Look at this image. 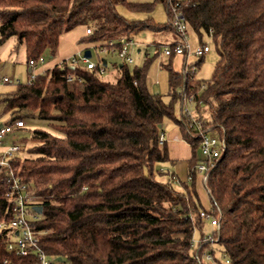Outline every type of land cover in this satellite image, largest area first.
<instances>
[{
	"label": "trees",
	"instance_id": "1",
	"mask_svg": "<svg viewBox=\"0 0 264 264\" xmlns=\"http://www.w3.org/2000/svg\"><path fill=\"white\" fill-rule=\"evenodd\" d=\"M176 2L200 44L210 38L217 60L209 79L198 80L183 73L184 65L175 71L173 56L167 57L166 102L147 87L148 55L131 67L115 64L114 81L63 62L0 93V118L8 116L0 124L37 118L54 132L34 129L25 137L27 127L21 128L15 142L33 145L28 157L19 154L10 166L40 198L34 228L44 232L41 249L59 264H198L190 242L204 226L194 171L200 153L185 129L182 90L193 97L195 117L225 142L206 183L223 216L219 249L229 264H264V0H0V46L14 39L28 66L44 54L55 57L60 35L78 26L93 31L84 42L143 32L175 36L167 21L156 23L150 14L161 4L168 18ZM118 7L146 16L128 19ZM145 47L139 43L138 52ZM69 74L82 82L67 84ZM166 121L179 127L192 152L187 166L193 179L181 181L180 190L172 169L157 170L174 165L165 142L159 144ZM8 217L0 181V221ZM7 239L0 230V264H39L34 255L8 253Z\"/></svg>",
	"mask_w": 264,
	"mask_h": 264
},
{
	"label": "built area",
	"instance_id": "2",
	"mask_svg": "<svg viewBox=\"0 0 264 264\" xmlns=\"http://www.w3.org/2000/svg\"><path fill=\"white\" fill-rule=\"evenodd\" d=\"M168 13L167 22L176 33L177 41L173 45V41L162 45L160 48L161 55L164 57H182L183 73L193 74L197 69L195 62L188 63L187 57L191 56L197 60L207 54L210 51V38L190 48L186 40L188 25L179 10V3L170 4ZM92 33L93 31L90 28H85V36ZM138 45L139 43L134 38L127 37L87 42L84 51L69 57L64 62L73 69L85 67L89 71L97 70L98 75L102 76L109 69L108 59L105 56L116 57L119 63L132 66L134 64L133 52L139 50ZM93 50L97 53L96 60L92 59ZM86 51L90 53L89 58L84 56ZM44 63L45 58L43 56L39 57L37 61L30 60L28 62V69L31 74L26 80L27 83H30L36 75L33 70ZM115 64L113 63L112 66L114 67ZM11 82L15 85L21 83L19 79L12 81L10 77H0V84ZM66 82L70 85L74 82L81 83L82 80L74 74H69ZM182 92L181 115L185 117V129L190 139L197 140L200 153V160L194 166L195 175L199 177L209 197V206L199 212V218L204 226L201 229L194 230L190 242L193 258L198 264H218L216 258L219 259L221 264H229L226 255L219 249L220 226L223 216L220 209L210 198L206 186L211 166L225 151V142L223 138H220L216 132L211 130L210 126H206L201 119L195 117L193 110L186 106L192 103L193 97H186L183 90ZM24 127L25 122L22 119L0 126V181L5 187V198L9 208V217L7 220L0 221V230L7 231L6 250L8 253L18 257L34 255L38 258L39 264H59L61 262L58 261V258L47 256L41 249L40 237L44 232L34 228V224L39 221V214L34 210V207L39 206L40 198L36 197L27 184L23 183L21 178L14 174L10 166L11 160L18 157L23 148L15 141L20 136L19 130ZM164 142V135L161 134L159 144L162 145ZM160 171H165V169ZM192 179V173H188L186 181L191 182ZM171 180L173 183L179 182L175 176H171Z\"/></svg>",
	"mask_w": 264,
	"mask_h": 264
},
{
	"label": "rangeland",
	"instance_id": "3",
	"mask_svg": "<svg viewBox=\"0 0 264 264\" xmlns=\"http://www.w3.org/2000/svg\"><path fill=\"white\" fill-rule=\"evenodd\" d=\"M145 1L152 2L153 0H145ZM118 11L128 19H143L146 16L145 14L130 13L122 7H118ZM150 16L153 18V20L156 23H164L167 21V14L161 4H157L155 6ZM72 30L69 31V34H67L65 39H61L59 52H61L62 55H71L73 54L75 48L76 49L78 48L77 46L78 40L76 39L83 36L82 34H84L85 27L78 26ZM70 37H71L70 40H66L69 39ZM171 38H173V32H168V31L158 32V33L143 32L134 38L143 47L146 46L144 50L142 49L141 53L139 54L133 52L134 61L137 64H141L144 61L145 55L149 56L151 60L147 65V71H146L147 87L150 91H154V89L156 88L157 93L161 95V97L165 102L168 100V95H167L168 74L167 71L162 67V64L167 63L169 59L159 54H160L161 46L169 43V41L171 42L172 41ZM205 39L206 37L203 36L202 41H205ZM186 40L190 48L200 44L199 37L195 32H193L190 29H188L187 31ZM71 41L73 42V44ZM14 44H15L14 39L10 38L0 46V77L8 76L12 81H14L15 79H19L21 82H25L29 74H28V66L26 64L24 47L19 46L18 50H14ZM154 52L158 53V57H153ZM43 57L45 58V63L43 65H38L33 70L34 73L39 71V69L44 67L46 63H50L55 58V57L51 58L47 54H44ZM105 57L106 59H108L109 69L107 70L106 74L101 77V79L106 81H114L118 77L119 71H117L118 69L113 67L112 65L113 63L119 65V61L116 57L114 58L112 56H105ZM92 59L93 60L97 59V53L94 50L92 51ZM216 60H217L216 50L213 46H211L210 51L204 55L203 60L199 64V67L193 73L194 78L198 80L209 79ZM195 61H196L195 58L191 56L187 57L188 63H194ZM182 65H183V58L178 59L176 56L172 58L171 66L173 69H178V68L181 69ZM14 86L15 84L13 82L7 84H0V92L11 90L14 88ZM186 106L192 109L191 104H187ZM175 115L177 117H180L179 106L176 108ZM7 119H8L7 115L1 117L0 123L5 122ZM20 119L24 120L25 125L27 127L22 133V135H24L25 137H29L34 129H42L54 133L49 128V124L47 121L40 120L37 118H32V119L20 118ZM165 123H169V122L166 121ZM32 145L33 144H29V143L23 145V150L20 152V156L28 157L29 156L28 149L31 148ZM174 165H175L174 176L179 180V182L174 183L173 185L175 189L180 190L181 189L180 182L186 181L187 175L189 173L188 166H187V162L182 160L177 161L176 164ZM166 168L170 169L171 165L169 163L158 165L157 170L166 169ZM157 177L160 178L161 180H165V178L162 176L159 177L158 175ZM195 189L201 206L203 208H207L209 206V197L206 193L205 188L201 184L198 176L196 179Z\"/></svg>",
	"mask_w": 264,
	"mask_h": 264
},
{
	"label": "crops",
	"instance_id": "4",
	"mask_svg": "<svg viewBox=\"0 0 264 264\" xmlns=\"http://www.w3.org/2000/svg\"><path fill=\"white\" fill-rule=\"evenodd\" d=\"M128 1H130V2H140V3H149V1H145V0H138V1L137 0H128ZM67 34H69V32L60 35L59 41H58V48H57V52H56L55 58L50 63H46L44 67L40 68L39 71H37L35 73L36 75L42 73L43 71H45V70H47V69H49L51 67H53L56 64H61L62 62L66 61V59H68L69 57H71L73 55H77L80 52L84 51V49L87 47V42L83 41V39H85V37H86L85 36V31H84V34H82L83 36L76 39V40H78L77 41L78 48L77 49L75 48L73 54H71V55H62L61 52H59L60 51V45H61V39H65ZM70 39H71V37L69 39H66V40H70ZM176 39H177L176 35L173 36V38H171L172 41L176 40ZM72 44H73V42H72ZM138 51L139 50H137L136 53L139 54ZM176 57L178 59L182 58L180 56H176ZM174 70L175 71H180L179 68L178 69H174ZM28 72H29V69H28ZM2 92H5V91H2ZM2 92H0V93H2ZM163 135H164V138H165V144H166V147H167L168 156H169L170 160L174 161V164H176L177 161H181V160L187 162L191 158V156H192L191 148L188 145V143H186L182 139V136H181V133H180V129H179L178 126H176L175 124H172L170 122L169 123H164ZM174 166L175 165H173V167H171L170 169H172L175 172V167Z\"/></svg>",
	"mask_w": 264,
	"mask_h": 264
},
{
	"label": "water",
	"instance_id": "5",
	"mask_svg": "<svg viewBox=\"0 0 264 264\" xmlns=\"http://www.w3.org/2000/svg\"><path fill=\"white\" fill-rule=\"evenodd\" d=\"M84 56H85L86 58H89V57H90V53H89V51H86V52L84 53ZM154 93H157V89H156V88L154 89ZM0 126H1V125H0ZM34 210H35L38 214H40L41 211H42V207H41V206H36V207H34ZM58 261H61V259L58 258Z\"/></svg>",
	"mask_w": 264,
	"mask_h": 264
}]
</instances>
